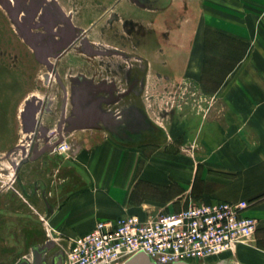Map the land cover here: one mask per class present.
<instances>
[{"label":"crops","instance_id":"obj_1","mask_svg":"<svg viewBox=\"0 0 264 264\" xmlns=\"http://www.w3.org/2000/svg\"><path fill=\"white\" fill-rule=\"evenodd\" d=\"M204 1L198 21L189 14L183 29L170 28L166 44L164 16L177 7L178 0H155L151 5L113 0L95 19L86 10L77 11L74 25L89 32L122 6L139 7L140 55L157 66L158 75L145 86L193 91L176 97L166 118L170 129L159 128L160 137H142L152 127L145 114L133 108L116 128L126 131V121H136L141 127L134 139L114 133L101 119H96L98 126H89L85 118L65 137L67 151H46L25 163L16 179L0 188V264L32 261L33 248L46 244L51 245L44 254L46 263L54 264L62 253L65 264V248L53 250L57 240L69 241L101 220L128 214L146 218L214 199L249 201L246 212L257 219L250 243L239 244L236 254L226 252L234 254L230 257L220 254L216 259L178 264H227L234 258L242 264H264V0ZM107 28V39L126 38L112 26ZM104 33L100 28L94 39H105ZM212 33L247 44L234 66L217 67L225 74L214 88L205 76L211 68L206 67V57L212 54L207 47ZM127 34L133 38L132 31ZM153 39H162L155 49L149 42ZM96 103L80 107L86 110L95 105L91 118L104 112L101 101ZM111 114L113 121L121 119ZM31 121L34 125L35 118ZM15 180L18 186L11 190ZM45 229L55 240H42Z\"/></svg>","mask_w":264,"mask_h":264},{"label":"rangeland","instance_id":"obj_2","mask_svg":"<svg viewBox=\"0 0 264 264\" xmlns=\"http://www.w3.org/2000/svg\"><path fill=\"white\" fill-rule=\"evenodd\" d=\"M17 1L22 3V9L18 19H15L12 10L16 0H7V6L10 8L0 0V188L16 179L14 163L23 153L21 144L33 142V134L25 129V122L29 123L32 118L37 121L36 119L40 117L41 123L43 121L44 126L41 127L39 139L35 142L34 149L37 150L44 146L52 135L59 132L65 114L68 117L64 119L63 124L68 125L67 119L73 113L75 101L90 106L100 100L102 110L113 114L117 112L127 114L133 108H137L143 115L145 114L148 126L152 127L145 131L143 138L160 137L159 128L165 132V127L170 129L166 118L171 115L176 97L191 95L193 90L172 86L164 89L145 86L147 81L156 80L158 75L157 66L140 55L143 41L138 34L139 7L128 5L129 9H124L122 6L119 9L122 14L119 11L111 12L95 30H89L60 59L50 57L49 59L57 66L54 72V65H49L37 57L33 44L49 51L53 48L50 41L52 43L63 41V37L50 33L51 40H39L30 38L26 32L35 35L49 33V28L43 26L44 24L46 26L56 24L58 31L71 32L69 25L61 23L63 12H72L71 15L66 13L70 15L72 22L76 19L78 10L88 11L90 19H95L104 5L109 6L113 0ZM204 2V0H178L177 7L164 16L165 44L169 42L167 36L170 28L183 29L189 14L195 15L198 21L200 5L203 6ZM31 15L33 18L30 22ZM261 18L264 29V13L261 14ZM40 23L43 25L39 26ZM108 25L112 26V30L116 33L121 31L119 35H125L126 38L107 39ZM102 27L105 29L103 34L105 39L95 40L97 32ZM77 30H79L78 35L81 36V28L77 27ZM127 31H132L133 38L127 34ZM89 40L96 42L91 43ZM161 40L153 39L149 42L155 49L156 44L161 43ZM115 43L120 44L116 49L113 48ZM207 47L212 54L206 57V67L211 68L205 76L213 82L214 88L225 74L217 67L229 69L234 66L240 58V51L242 49L245 51L247 44L230 37H221L219 33H212V38L207 39ZM67 87L71 92L70 97ZM50 97H53L51 102H49ZM170 122L169 120V124ZM133 123L137 124L136 121ZM16 186H18L17 180L10 189ZM19 198L21 203L26 204L21 196ZM49 239L55 240L50 232L43 230L42 240ZM70 241L58 239L57 247L53 250L66 248ZM232 253L236 254L235 251ZM232 253H223L220 256L230 257L234 255ZM218 257L217 255L214 258ZM227 261H229L227 264H242L235 258Z\"/></svg>","mask_w":264,"mask_h":264},{"label":"built area","instance_id":"obj_3","mask_svg":"<svg viewBox=\"0 0 264 264\" xmlns=\"http://www.w3.org/2000/svg\"><path fill=\"white\" fill-rule=\"evenodd\" d=\"M38 132H30L34 144H21L26 154L35 147ZM56 135L47 143L58 140ZM69 147L64 139L53 151L62 153ZM249 205L247 200L214 199L146 218L128 214L101 220L92 230L71 239L64 249L65 264H129L130 260L140 261L141 254L159 264H178L233 252L239 244L249 242L257 229V219L246 212Z\"/></svg>","mask_w":264,"mask_h":264},{"label":"water","instance_id":"obj_4","mask_svg":"<svg viewBox=\"0 0 264 264\" xmlns=\"http://www.w3.org/2000/svg\"><path fill=\"white\" fill-rule=\"evenodd\" d=\"M2 3L7 6V0H1ZM137 3L140 4H154L155 0H134ZM10 8V7H8ZM22 9V3L18 2L16 0L14 9L12 10V15L13 18L18 19V14ZM64 16L61 19V23L67 24L71 27L72 31L68 32L67 31H53V28L56 26V24L46 26L43 23H40L39 26H45L48 27L49 33H41L38 35L32 34L31 32H26L30 38L32 39H39V40H51L49 34L52 33L54 35L63 37V41H50L51 46L53 48L51 50H44L40 49L37 44H33L34 49L36 51L37 57L43 60L44 62L48 63L49 65H54L53 66V71L55 72L57 70L56 63H53V61H47L49 57H55L56 59H60L61 56L70 48H72L79 39H81L85 34L87 33V30L81 29V36L77 35V26L74 25L72 22L71 18L63 12ZM67 16V17H66ZM69 17V18H68ZM33 16L31 15L30 22L32 21ZM91 108H96L95 105ZM91 108L83 110L80 107V103L75 101L74 108H73V116L71 115L67 120H68V125L63 126V121L64 119L62 118V121L59 126V139L50 143H46L44 146L38 148L33 152L34 145L31 147V150L26 154V148L25 146H22L23 149V157L20 159V161L17 164H14L15 167V175L18 173V171L21 169V167L25 164L28 163L29 161H33L40 157L42 154H44L46 151H53L57 144H59L61 141L65 139L66 136H68L78 125V121L81 119H88L89 120V126H98L97 123H95L98 119H101L106 126L109 127L114 133H118V129L116 128V125L120 124L122 121H113L112 119V114L111 113H105V112H99L97 116L91 115L92 117L90 118L91 114ZM97 119V120H96ZM35 124L33 125V121H31L28 124H26V130L29 132H35V135L40 129V124H41V117L40 119H36ZM127 124H129V120L126 121ZM65 127V128H64ZM26 154V155H25ZM51 248L50 244H46L43 247H35L33 248V255H32V261H29L28 259H22L19 263L17 264H47L46 261L44 260V254ZM129 264H159L157 261L152 259L150 256L146 254H141L140 256V261H135V260H130L128 262ZM54 264H63V254L61 253L58 255L55 260Z\"/></svg>","mask_w":264,"mask_h":264},{"label":"flooded vegetation","instance_id":"obj_5","mask_svg":"<svg viewBox=\"0 0 264 264\" xmlns=\"http://www.w3.org/2000/svg\"><path fill=\"white\" fill-rule=\"evenodd\" d=\"M70 30L72 31L71 27H70ZM53 31H58L56 29V26L53 28ZM77 35H78V32H77ZM89 42H90V40H89ZM47 61H52V60L48 59ZM139 127H141L139 124H131L130 123V124L127 125V129H126V131H129V132L126 133V131H121V132H118L117 134L120 135L121 137L126 138V139H129V140L130 139H134V137H135L134 134L139 130ZM132 133H133V135H132Z\"/></svg>","mask_w":264,"mask_h":264},{"label":"bare ground","instance_id":"obj_6","mask_svg":"<svg viewBox=\"0 0 264 264\" xmlns=\"http://www.w3.org/2000/svg\"><path fill=\"white\" fill-rule=\"evenodd\" d=\"M118 115H121V119H117V120H115V121H118V120H121L122 122H124L126 119H124V118H127V116H126V114H118ZM118 115H116V116H118ZM114 117H115V115H114ZM40 129H41V124H40ZM40 129H39V131H40ZM39 133V132H38ZM33 137H34V135H33ZM32 137V138H33ZM58 137V136H57ZM51 234V233H50ZM52 235V234H51Z\"/></svg>","mask_w":264,"mask_h":264}]
</instances>
